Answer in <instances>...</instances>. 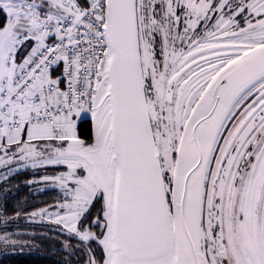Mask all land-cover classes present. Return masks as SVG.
<instances>
[{"label":"snow or ice","instance_id":"6c2138e0","mask_svg":"<svg viewBox=\"0 0 264 264\" xmlns=\"http://www.w3.org/2000/svg\"><path fill=\"white\" fill-rule=\"evenodd\" d=\"M29 168L56 195L4 227L61 264H264V0H0V184Z\"/></svg>","mask_w":264,"mask_h":264},{"label":"trees","instance_id":"16d2710c","mask_svg":"<svg viewBox=\"0 0 264 264\" xmlns=\"http://www.w3.org/2000/svg\"><path fill=\"white\" fill-rule=\"evenodd\" d=\"M52 171V169H48ZM33 177L30 170L17 172L12 176L7 185L2 184L0 189L8 188V194L0 197V205L4 214L12 217L15 211L23 210L29 212L33 208L43 206V203H51V198L56 195L55 190H47L43 193H33L25 181ZM20 205V207H17ZM64 255L59 251H50L48 249L17 250L0 255V264H61V256Z\"/></svg>","mask_w":264,"mask_h":264},{"label":"rangeland","instance_id":"374dc122","mask_svg":"<svg viewBox=\"0 0 264 264\" xmlns=\"http://www.w3.org/2000/svg\"><path fill=\"white\" fill-rule=\"evenodd\" d=\"M26 170H30L32 175H35L36 177H39L40 175L44 174V172L41 170H35L34 171L30 168L20 170L19 172L26 171ZM49 172H51V171H49ZM1 185L2 184H0V187H1ZM28 186L30 187L31 192L36 193V194L37 193H43L44 191H47V190H51L50 186H49V188H47L46 190H44L42 192L37 191V188L40 186L30 185V184H28ZM4 189H0V197L8 194V192H5ZM3 204H4V202L2 203V207L0 205V208H2V209H3ZM2 215H5L4 212L2 214H0V232H3V231L12 232V231H15L18 227L20 230H26L28 232H35L36 233L35 236L23 235V236L16 237L17 239L34 242L35 244L40 245L39 247H24L23 249H27V250L48 249L50 251L55 252L54 249L58 250L61 247L60 240L59 239L54 240L52 238L53 235L59 236L60 234H59V232H53L52 231L53 226L51 224H49V223H38V222L33 223V222L27 221L26 219L21 217V219L18 221H13L10 219L8 221V227L5 228L4 227V221L2 219ZM63 238L68 239V237H63ZM2 247H3V245L0 244V248H2ZM3 254H5V253L3 251H0V255H3Z\"/></svg>","mask_w":264,"mask_h":264}]
</instances>
